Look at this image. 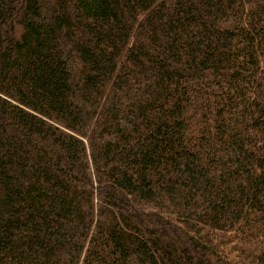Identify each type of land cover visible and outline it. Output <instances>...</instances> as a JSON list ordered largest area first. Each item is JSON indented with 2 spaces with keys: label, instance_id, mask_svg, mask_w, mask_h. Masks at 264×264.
<instances>
[{
  "label": "trees",
  "instance_id": "obj_1",
  "mask_svg": "<svg viewBox=\"0 0 264 264\" xmlns=\"http://www.w3.org/2000/svg\"><path fill=\"white\" fill-rule=\"evenodd\" d=\"M0 264H264V0H0Z\"/></svg>",
  "mask_w": 264,
  "mask_h": 264
}]
</instances>
